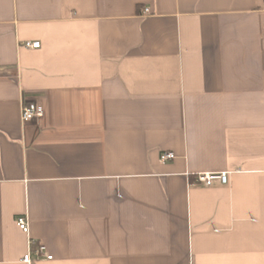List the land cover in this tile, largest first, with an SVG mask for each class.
<instances>
[{
	"label": "crops",
	"instance_id": "crops-1",
	"mask_svg": "<svg viewBox=\"0 0 264 264\" xmlns=\"http://www.w3.org/2000/svg\"><path fill=\"white\" fill-rule=\"evenodd\" d=\"M0 264H264V0H0Z\"/></svg>",
	"mask_w": 264,
	"mask_h": 264
},
{
	"label": "built area",
	"instance_id": "built-area-1",
	"mask_svg": "<svg viewBox=\"0 0 264 264\" xmlns=\"http://www.w3.org/2000/svg\"><path fill=\"white\" fill-rule=\"evenodd\" d=\"M143 14H149V9H144ZM23 47L27 49H38L40 47L39 42H25L23 43ZM43 116V109L37 103H28L21 105L20 109V121L22 123H28L33 120L39 119ZM175 158L174 154L171 152H163L159 156V161L161 163H166ZM228 179V173H203L196 174L194 176V184L197 186L210 187L212 184L217 181L220 184H226ZM16 225L23 233L29 232V224L26 216H21L17 219ZM28 252L27 255L23 258V261L26 263L31 262V257L34 256L35 259L44 258L47 260H51L52 256L48 255L45 247L39 245L35 246L33 242L28 243Z\"/></svg>",
	"mask_w": 264,
	"mask_h": 264
}]
</instances>
